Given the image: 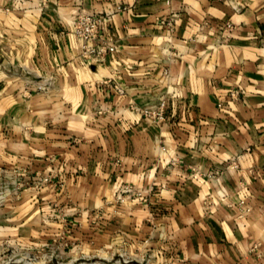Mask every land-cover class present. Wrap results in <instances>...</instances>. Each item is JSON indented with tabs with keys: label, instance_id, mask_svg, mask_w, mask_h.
<instances>
[{
	"label": "crops",
	"instance_id": "crops-1",
	"mask_svg": "<svg viewBox=\"0 0 264 264\" xmlns=\"http://www.w3.org/2000/svg\"><path fill=\"white\" fill-rule=\"evenodd\" d=\"M79 13L103 19V64L63 34ZM0 49L17 149L58 174L43 195L76 231L158 263L264 264V0H0Z\"/></svg>",
	"mask_w": 264,
	"mask_h": 264
},
{
	"label": "rangeland",
	"instance_id": "rangeland-1",
	"mask_svg": "<svg viewBox=\"0 0 264 264\" xmlns=\"http://www.w3.org/2000/svg\"><path fill=\"white\" fill-rule=\"evenodd\" d=\"M13 74L12 64L0 63V264H172L158 263L153 249L130 250L123 242L98 244L76 231L79 225L61 205L46 202L47 184L58 190L63 186L57 173L34 171V163L17 149L16 112H6L16 99ZM124 190L147 203L141 192Z\"/></svg>",
	"mask_w": 264,
	"mask_h": 264
},
{
	"label": "built area",
	"instance_id": "built-area-1",
	"mask_svg": "<svg viewBox=\"0 0 264 264\" xmlns=\"http://www.w3.org/2000/svg\"><path fill=\"white\" fill-rule=\"evenodd\" d=\"M166 4H169L170 0H163ZM168 26H171L168 23ZM72 30L70 32H64V35H72L79 40L80 57L84 61H89L95 64H103L106 56L115 50V46L104 42L100 35L103 26V19L100 16L79 13L73 20ZM232 24L227 23L225 30L230 32ZM238 97L237 92L234 90L230 93L229 99L233 101ZM218 107L222 106V103H218ZM131 109L135 112L140 113L144 118L150 119L153 123L159 124L164 121V112L161 106L159 107H146L140 108L131 106ZM240 204H243L241 201Z\"/></svg>",
	"mask_w": 264,
	"mask_h": 264
}]
</instances>
